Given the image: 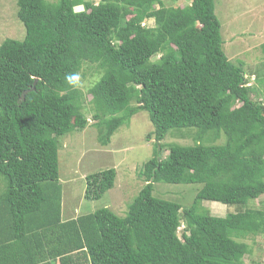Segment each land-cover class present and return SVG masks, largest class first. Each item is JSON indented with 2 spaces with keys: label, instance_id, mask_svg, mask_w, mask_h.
Instances as JSON below:
<instances>
[{
  "label": "trees",
  "instance_id": "trees-1",
  "mask_svg": "<svg viewBox=\"0 0 264 264\" xmlns=\"http://www.w3.org/2000/svg\"><path fill=\"white\" fill-rule=\"evenodd\" d=\"M164 1L16 0L24 37L0 43V264H249L244 240L264 237V203H249L264 196V104L222 50L214 0ZM83 64L101 72L89 89L99 143L139 111L153 127L144 185L123 216L61 212L58 138L88 125ZM173 129L195 141L162 157ZM115 175L87 176L84 198L99 200ZM157 182L199 186L183 207L154 196ZM202 201L236 211L212 216Z\"/></svg>",
  "mask_w": 264,
  "mask_h": 264
},
{
  "label": "rangeland",
  "instance_id": "rangeland-1",
  "mask_svg": "<svg viewBox=\"0 0 264 264\" xmlns=\"http://www.w3.org/2000/svg\"><path fill=\"white\" fill-rule=\"evenodd\" d=\"M83 1L97 3L99 0ZM214 2L215 15L221 25L222 50L232 63L241 62L244 65L243 70L250 77L249 85L255 88L253 99L264 104V57L260 47L264 43V0ZM188 3V0L164 1L166 6ZM74 9L81 11L82 6ZM16 11V0H0V43L6 38L23 39L25 30L16 17ZM143 24L151 27L153 21L146 20ZM100 74L94 64H83L77 77V86L83 96V113L88 125L83 130H75L58 138V170L64 214L72 212L74 215H85L106 206L119 216L125 215L128 204L144 185L139 172L152 157L156 142L152 135L153 127L147 113L143 111L132 116L128 125L119 127L106 145L98 142L96 123L102 118L94 119L89 89ZM221 140L213 144L223 143V136ZM194 141L193 130H170L160 142L164 145L161 156L167 155L168 144L187 146ZM109 168H114L116 173L112 189L99 200L85 199L86 177ZM198 186L157 182L153 187V195L187 207L191 205ZM5 187V180L0 177V196ZM249 203L253 207H260L264 203V196ZM200 205L212 216H225L236 211L234 207L212 201H202ZM244 241L249 245L250 253L243 257V261L264 264V237H248Z\"/></svg>",
  "mask_w": 264,
  "mask_h": 264
},
{
  "label": "crops",
  "instance_id": "crops-1",
  "mask_svg": "<svg viewBox=\"0 0 264 264\" xmlns=\"http://www.w3.org/2000/svg\"><path fill=\"white\" fill-rule=\"evenodd\" d=\"M228 25H229V24H228ZM230 26H231V25H229V28H230ZM61 212H62V215H63V217H64L66 213L64 214V208H63V206H62V210H61ZM66 215H67V217H68V216H72V215H74V214H73L72 212H69V213L66 214ZM74 216H76V215H74Z\"/></svg>",
  "mask_w": 264,
  "mask_h": 264
}]
</instances>
